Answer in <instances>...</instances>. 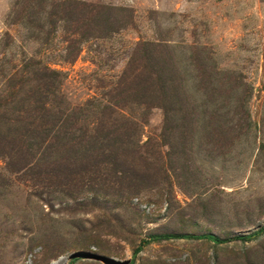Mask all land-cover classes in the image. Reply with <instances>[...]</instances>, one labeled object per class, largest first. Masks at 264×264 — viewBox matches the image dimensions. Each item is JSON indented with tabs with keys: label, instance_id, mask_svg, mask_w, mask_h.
Listing matches in <instances>:
<instances>
[{
	"label": "rangeland",
	"instance_id": "rangeland-1",
	"mask_svg": "<svg viewBox=\"0 0 264 264\" xmlns=\"http://www.w3.org/2000/svg\"><path fill=\"white\" fill-rule=\"evenodd\" d=\"M14 1L0 0V39L9 33L10 52L41 58L63 70L62 89L72 104L104 95L126 66L130 50L139 42H154L166 45L165 55L176 59L184 90L191 103L200 105L199 111L227 103L224 108L233 110L229 96L241 98L238 106L246 112L244 125L250 129L225 155L200 148L190 159H182L195 178L175 185L176 201L157 202L156 191L145 192L133 199L136 210L113 208L103 201L99 206L83 205L87 193L77 200L57 193L47 204L48 195H35L29 182L6 173L0 184V264H108L107 259L130 263L133 258L134 264H197L207 256L213 263L215 257L242 262L244 256L264 255V231L252 238H234L264 227V0H86L114 7L129 23L108 38L85 43L73 63L62 60L64 24L48 44L31 38L28 29L11 23ZM211 94H225L228 101L210 105ZM130 112L141 118L144 109ZM163 124V110L152 109L142 138L158 139ZM164 232L233 239L223 244L146 241L150 233Z\"/></svg>",
	"mask_w": 264,
	"mask_h": 264
},
{
	"label": "trees",
	"instance_id": "trees-1",
	"mask_svg": "<svg viewBox=\"0 0 264 264\" xmlns=\"http://www.w3.org/2000/svg\"><path fill=\"white\" fill-rule=\"evenodd\" d=\"M119 15L112 6L86 0H15L10 19L45 44L63 23L62 60L73 63L85 43L108 38L128 26L129 20ZM10 46L6 33L0 39V184L5 183L6 173L17 175L32 185L35 195H48L47 204L57 193L72 200L87 193L88 202L83 205L99 206L103 201L125 211L136 210L132 201L145 192L156 191L157 202L176 201L175 185L195 178L182 159H190L200 148L207 154L225 155L250 129L244 125L246 112L238 106L241 98L229 96L235 103L233 110L224 108L227 103L199 111L200 105L191 103L184 90L179 64L173 55H165L167 46L161 43H137L104 95L78 104H72L62 89L63 70L41 58L10 52ZM226 97L211 94L210 105L228 101ZM134 107L144 109L141 118L131 114ZM154 108L164 112L162 131L158 139L149 135L144 140L143 126ZM124 228L134 232L130 226ZM263 231L264 227L234 238H252ZM178 239L223 244L233 238L164 232L150 233L146 241ZM254 256H244L242 262L215 257L213 263L207 256L195 263L260 264V257L264 262L263 253ZM107 262L134 264L135 258L130 263Z\"/></svg>",
	"mask_w": 264,
	"mask_h": 264
},
{
	"label": "crops",
	"instance_id": "crops-1",
	"mask_svg": "<svg viewBox=\"0 0 264 264\" xmlns=\"http://www.w3.org/2000/svg\"><path fill=\"white\" fill-rule=\"evenodd\" d=\"M222 1V0H221Z\"/></svg>",
	"mask_w": 264,
	"mask_h": 264
}]
</instances>
